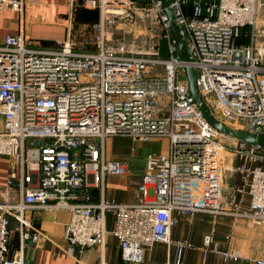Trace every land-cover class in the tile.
Segmentation results:
<instances>
[{
    "label": "built area",
    "instance_id": "built-area-1",
    "mask_svg": "<svg viewBox=\"0 0 264 264\" xmlns=\"http://www.w3.org/2000/svg\"><path fill=\"white\" fill-rule=\"evenodd\" d=\"M166 3L188 46L187 62L179 58L159 0H86L99 13L89 50L72 41L34 49L22 32L0 43V158L10 163L0 199V264H25V241L46 238L25 218L34 208L69 211L65 245L58 249L74 264H83L86 249L103 247L109 213L119 264H146L155 243L173 246V264H180L192 245L172 240L171 229L197 214L264 228V150L211 127L193 104L184 73L185 67L197 72V89L214 120L263 132L264 36L247 29L256 26L262 0ZM23 8L24 0H0V12L22 15ZM141 18L160 27L154 45L140 49L110 38L111 24ZM108 137L169 140L168 154L146 160L139 202L94 201L88 191L103 193L106 176L124 173L123 163L105 160ZM225 170L236 183L225 181ZM12 222L19 242L10 252ZM213 233L203 236L202 264H215L209 253L242 264L240 252L218 249Z\"/></svg>",
    "mask_w": 264,
    "mask_h": 264
},
{
    "label": "crops",
    "instance_id": "crops-1",
    "mask_svg": "<svg viewBox=\"0 0 264 264\" xmlns=\"http://www.w3.org/2000/svg\"><path fill=\"white\" fill-rule=\"evenodd\" d=\"M86 0H24L22 15L3 10L0 12V43L7 34L22 32L26 44L34 49L54 50L65 41H72L81 50L92 49L94 31L92 25L99 20L96 9L85 6ZM10 163L0 158V199L9 175ZM124 165V173H125ZM106 176L103 193L99 188L88 187L94 201L102 197L114 203H134L137 195L124 186V181ZM237 176L227 173L225 181L236 183ZM102 196V197H101ZM246 203V201H245ZM26 220L39 230L44 237L34 243L31 240L24 244L25 264H74V259L64 255L58 246L65 245L66 225L69 211L66 209L45 210L34 208L25 214ZM113 216L107 214V233L103 247L95 246L86 249L81 260L83 264H119L120 251L117 240L110 233L113 227ZM16 222L11 224L10 252L18 247L19 235L14 230ZM214 231L213 240L219 250H235L245 258L242 264H257L258 258L264 257V228L254 227L248 221L229 216L212 217L208 214H197L191 219H182L171 229L174 241H184L192 245L184 251L180 264H202V239ZM146 264H173L175 248L164 243H155L146 254ZM207 261L215 264H235L223 262L219 255L209 253Z\"/></svg>",
    "mask_w": 264,
    "mask_h": 264
},
{
    "label": "rangeland",
    "instance_id": "rangeland-1",
    "mask_svg": "<svg viewBox=\"0 0 264 264\" xmlns=\"http://www.w3.org/2000/svg\"><path fill=\"white\" fill-rule=\"evenodd\" d=\"M141 2V0H136ZM143 3V2H142ZM133 25H124L122 22H116L110 25V38L119 42L126 39L136 44V48H146L154 45L161 36L160 27L153 21L147 19H137ZM248 33L264 36V0L259 7L257 14V24L253 28H247ZM263 43L264 40L262 39ZM161 40L159 42V45ZM147 48L146 50H148ZM161 51L164 52V46ZM212 101V95L207 96ZM217 119L220 118L218 112L212 110ZM105 160L107 162H119L125 165V173L114 176L119 181H124V186L137 195L134 202L141 200L139 185L142 183V177L146 171V160L150 154L166 155L169 152L170 144L167 137H154L148 141L133 140L130 137H108L104 141ZM229 162L231 158L228 159ZM224 173H230L225 170Z\"/></svg>",
    "mask_w": 264,
    "mask_h": 264
},
{
    "label": "water",
    "instance_id": "water-1",
    "mask_svg": "<svg viewBox=\"0 0 264 264\" xmlns=\"http://www.w3.org/2000/svg\"><path fill=\"white\" fill-rule=\"evenodd\" d=\"M159 1L161 2V7L164 9L166 15L168 16L170 29L178 50L179 58L182 61L187 62L189 60L188 46L186 42L182 39L181 34L179 32V28L175 24L173 13L170 9L167 8L166 0H159ZM184 73L188 80L189 90L191 93L193 104H195L199 108L203 118L211 127H213L214 129H216L217 131H219L220 133L226 136H229L233 139H237L241 143L248 144L251 146H256L264 150V131L258 134H250L242 130H235L226 127L222 125L220 122L214 120L207 106L204 104L203 99L197 89L196 86V78L198 76L197 72L189 67H185ZM179 140L180 139H177L176 141Z\"/></svg>",
    "mask_w": 264,
    "mask_h": 264
},
{
    "label": "trees",
    "instance_id": "trees-1",
    "mask_svg": "<svg viewBox=\"0 0 264 264\" xmlns=\"http://www.w3.org/2000/svg\"><path fill=\"white\" fill-rule=\"evenodd\" d=\"M141 1H143V0H141ZM95 23H96V22H95ZM243 40H244V38H243V36H241V38H240L238 41H240V42H244Z\"/></svg>",
    "mask_w": 264,
    "mask_h": 264
}]
</instances>
